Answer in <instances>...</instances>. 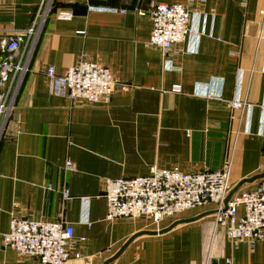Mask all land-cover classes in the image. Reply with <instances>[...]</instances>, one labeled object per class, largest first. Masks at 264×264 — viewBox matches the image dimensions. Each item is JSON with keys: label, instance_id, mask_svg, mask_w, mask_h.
Masks as SVG:
<instances>
[{"label": "crops", "instance_id": "0c3cea01", "mask_svg": "<svg viewBox=\"0 0 264 264\" xmlns=\"http://www.w3.org/2000/svg\"><path fill=\"white\" fill-rule=\"evenodd\" d=\"M42 3L0 0V29L30 28ZM158 4L187 6L197 33L168 56L149 45ZM83 57L119 79L108 103L50 93L47 68L64 75ZM227 160L231 196L264 179V0H54L0 138V264H40L4 246L13 217L71 225L67 264H264V241L233 246L213 205L158 226L107 220L106 180L218 171Z\"/></svg>", "mask_w": 264, "mask_h": 264}, {"label": "built area", "instance_id": "2783aa9c", "mask_svg": "<svg viewBox=\"0 0 264 264\" xmlns=\"http://www.w3.org/2000/svg\"><path fill=\"white\" fill-rule=\"evenodd\" d=\"M53 6L54 0H43L34 24L28 29H0V138L14 114L38 39ZM100 11L126 13L111 8ZM137 13L143 15L139 10ZM148 16L152 24L149 45L161 50L164 56L179 48L189 36H197L185 5L158 4ZM72 17L69 12L58 14L61 20ZM46 76L50 93L71 103L106 104L119 86V79L109 68L86 57L64 75H58L54 66H49ZM230 105L233 110H244L246 102L234 100ZM66 167L73 171L71 164ZM230 172L231 160H227L218 171L183 172L153 167L148 176L106 180L107 220L142 219L158 226L183 212L213 205L215 226L225 229L230 243L235 247L247 243L254 248L264 241V179L254 190L231 196ZM64 198L70 199L68 192ZM240 208L244 212L242 216H239ZM3 243L20 257L38 260L40 264H67L75 233L71 225L63 222L13 217ZM80 256L75 254L76 258ZM225 264L235 263L227 258Z\"/></svg>", "mask_w": 264, "mask_h": 264}]
</instances>
